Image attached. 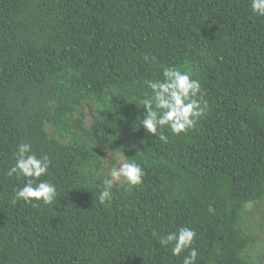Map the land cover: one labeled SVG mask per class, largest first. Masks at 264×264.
<instances>
[{
  "label": "trees",
  "instance_id": "trees-1",
  "mask_svg": "<svg viewBox=\"0 0 264 264\" xmlns=\"http://www.w3.org/2000/svg\"><path fill=\"white\" fill-rule=\"evenodd\" d=\"M168 66L208 109L163 143L138 105ZM22 142L50 156L52 205L12 203ZM121 154L143 182L101 205ZM182 226L196 264H264V17L250 0H0V264H183L159 243Z\"/></svg>",
  "mask_w": 264,
  "mask_h": 264
},
{
  "label": "clouds",
  "instance_id": "clouds-1",
  "mask_svg": "<svg viewBox=\"0 0 264 264\" xmlns=\"http://www.w3.org/2000/svg\"><path fill=\"white\" fill-rule=\"evenodd\" d=\"M250 9L254 15L264 17V0H250ZM144 86L149 91L138 105L144 109L143 118L138 117L139 124L163 143L169 141L165 128L175 135L187 133L206 115L208 102L203 98L201 83L188 71H181L176 66L164 67L162 79H147ZM13 157L14 164L6 171V175L23 178L24 182L14 189L12 203L23 201L33 207H37L40 202L52 205L57 197V187L46 179H40L49 172L52 163L50 156H38L30 143L22 142L18 144ZM144 175V169L135 160L128 159L123 154L117 156L103 178L102 190L97 197L99 203L103 205L111 202L113 188L121 182L139 186ZM196 236L195 230L182 226L162 236L159 243L177 257L186 249L189 250L183 258V264H196L198 252L193 247Z\"/></svg>",
  "mask_w": 264,
  "mask_h": 264
},
{
  "label": "rangeland",
  "instance_id": "rangeland-1",
  "mask_svg": "<svg viewBox=\"0 0 264 264\" xmlns=\"http://www.w3.org/2000/svg\"><path fill=\"white\" fill-rule=\"evenodd\" d=\"M119 156H120V155H119ZM107 162H108L109 164H111V160H110V158L107 159ZM252 206H253L252 204H249V205H248V208H252ZM259 208H260V207H259ZM259 208H258V209H259ZM258 209H257V210H258ZM262 216H263V212H262V213H260V212H258V211L256 212V218H260V219H261ZM262 251H263V250H262Z\"/></svg>",
  "mask_w": 264,
  "mask_h": 264
}]
</instances>
